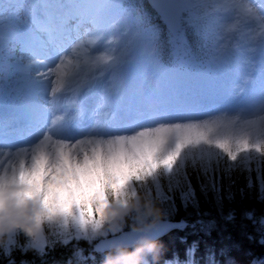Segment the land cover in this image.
Listing matches in <instances>:
<instances>
[{"label":"snow or ice","instance_id":"1","mask_svg":"<svg viewBox=\"0 0 264 264\" xmlns=\"http://www.w3.org/2000/svg\"><path fill=\"white\" fill-rule=\"evenodd\" d=\"M157 7L171 29L188 27L200 38L211 40L214 59L241 50V45L233 44L238 25L264 22V0L259 5L251 0L218 4L203 13L201 10L209 8L204 0H162ZM21 8L25 9L26 19L19 15ZM34 24L41 33L38 37ZM261 32L264 33V23ZM35 39L40 41L38 50L32 44ZM152 39V34L141 31L139 21L127 14L116 0H40L39 3L28 0L26 6L15 0H0V46L23 44L33 56L43 57L37 62L44 69L28 84L38 98L30 111L31 132L37 138L31 145L30 159H20L18 164L0 161V214L21 209L24 204L21 192H26L27 200L42 213L46 211V202L59 201V207L63 208L46 217H37L35 240L29 244L20 239L17 243L10 237L8 249L0 250L5 264H16L14 251L25 254L32 251L41 264H48L45 258L57 243L67 247L73 240L77 244L83 240L89 245L99 241L94 251L104 253L119 243L132 244L141 235L158 239L184 225L160 220L147 232H137L133 225L151 218V206H147V211L142 206L137 185L146 186L151 181L156 194L161 195L162 175H172L182 168L188 150L198 146L218 149L233 162L241 153L254 151L264 155V116L241 120L240 116L213 115L223 112L225 107L229 111L237 108L243 111L250 98H258L264 111V55L258 84L252 86L248 96L217 108L202 106L193 110L158 88L138 83L135 77L124 83L122 77L132 67L136 54ZM87 45H98L103 51L91 60L95 74H89L74 89L72 81L77 73L69 69L78 70L89 63L77 51ZM260 49L264 54V41ZM105 76L110 78L111 87L96 104L97 122L90 127L81 124L82 138H75L77 130L68 125L84 109L78 110L74 117L66 113L57 115V100L73 93L79 97L87 88L84 94L95 103V96L89 94ZM201 116L209 118L200 119ZM9 136L0 119V155H5V147L9 148L8 157L13 155V149L17 156L29 154L28 147L8 143ZM195 165L193 160L194 168ZM258 179L264 190V178ZM132 201L135 208L126 215L113 210V205L127 209ZM53 215L60 216L66 225L71 221L74 231L65 228L55 233L53 240L46 238L40 224ZM248 216L251 219V213ZM260 243L264 246V239ZM82 254V250L75 252L76 256ZM20 264L29 261L21 260ZM175 264H179L178 259ZM252 264L258 262L254 260Z\"/></svg>","mask_w":264,"mask_h":264},{"label":"trees","instance_id":"2","mask_svg":"<svg viewBox=\"0 0 264 264\" xmlns=\"http://www.w3.org/2000/svg\"><path fill=\"white\" fill-rule=\"evenodd\" d=\"M258 177L264 178V155L260 153H241L233 162L218 149L203 157L188 150L182 168L162 175L161 195L156 194L151 181L146 186L137 185L146 211L150 205L162 218L187 222L182 230H172L157 239L158 255L154 258L149 254L148 264H159L162 257L188 264H252L254 260L264 264V246L260 243L264 239V190ZM19 239L24 241L23 236ZM78 250H82L81 256L75 255ZM104 255L95 252L93 244L73 240L67 247L57 243L45 259L48 264H103ZM13 258L16 264L21 260L41 264L32 251H14ZM0 264H5L2 254Z\"/></svg>","mask_w":264,"mask_h":264},{"label":"clouds","instance_id":"3","mask_svg":"<svg viewBox=\"0 0 264 264\" xmlns=\"http://www.w3.org/2000/svg\"><path fill=\"white\" fill-rule=\"evenodd\" d=\"M21 200L24 201L21 209L13 210L8 214H0V250H7L9 239L19 242L21 236L24 237L25 244L35 240L33 235L34 226L38 216H47L50 213H56L63 208L59 207V201L47 203L46 211L42 213L38 206H34L27 200L26 192H21ZM135 208V202L129 203L127 209L118 208L113 205V210L118 214L126 215ZM150 219H144L143 222H138L133 225L137 232H147L160 222V213L158 210L150 209ZM41 229L44 230V236L48 238L55 233L64 231H74V227L69 221L67 225L64 220L58 216L53 215L51 219L44 218L40 224ZM159 248L157 240L150 235H141L132 244L119 243L112 249L105 252L103 264H148L147 256L152 254L155 258L158 255Z\"/></svg>","mask_w":264,"mask_h":264},{"label":"bare ground","instance_id":"4","mask_svg":"<svg viewBox=\"0 0 264 264\" xmlns=\"http://www.w3.org/2000/svg\"><path fill=\"white\" fill-rule=\"evenodd\" d=\"M251 2H252V4L256 3L255 0H251ZM262 23H264V22L257 21V24H259V27H260V28H258V29H260V31L258 32V35L261 38L260 41H264V33L261 32V24ZM250 25L252 27L253 24H251V22H249L247 24L242 23V24L238 25L237 39L235 41H233V44L238 43L239 45H241V50L243 48H247L249 46V44L251 46L252 41L249 40V36H253V31L250 28ZM234 59H235V56H234ZM145 82H147V80H143L141 83H145ZM147 84H148V82H147ZM147 84H146V86H147ZM182 99H183L182 101L184 103L190 104L192 96H190V95L184 96V97H182ZM31 145L32 144H30L29 146H24V147L29 148V154L28 155L21 154V155L17 156L15 154V149H13V155L11 157L7 156V153L9 152V148L5 147L3 149L5 155H0V161L7 162L8 160H10L12 163L18 164V161L20 159H30ZM21 147H23V146H21ZM0 171H2V169H0Z\"/></svg>","mask_w":264,"mask_h":264},{"label":"rangeland","instance_id":"5","mask_svg":"<svg viewBox=\"0 0 264 264\" xmlns=\"http://www.w3.org/2000/svg\"><path fill=\"white\" fill-rule=\"evenodd\" d=\"M223 2L218 1V4H221ZM139 28L141 30L140 25H139ZM133 30L136 31V28H134ZM183 31H184V27H182L180 30L177 31V34L179 35L180 38L177 40V43L171 44V47L174 48V53H172V56H174V55L176 56L175 59L177 60V64H179L181 61H183V63H185L186 61L192 59L191 58L192 56H190V53L187 50H184V47L186 46L187 40L185 38V34L183 33ZM145 43L149 47V53H150L152 47L150 46L148 41H146ZM149 53L144 52L143 54L145 57H148V64L150 65L151 57H150ZM143 60H144L143 56H136L134 58L133 64L140 65V64H142ZM188 67L190 70L191 69L190 65H188ZM259 114L260 113L254 114L252 117L257 119L259 117ZM230 117H234V116H230ZM240 118H241V120H246V118H244V117H240ZM213 149L214 148L209 149L207 146H203V147L198 146V147L191 149V150H193V152L196 153L194 155L199 154V156H202L201 154H203L205 156V155H208L210 151H213Z\"/></svg>","mask_w":264,"mask_h":264},{"label":"water","instance_id":"6","mask_svg":"<svg viewBox=\"0 0 264 264\" xmlns=\"http://www.w3.org/2000/svg\"><path fill=\"white\" fill-rule=\"evenodd\" d=\"M149 1L151 2L152 5H154L156 7V9H158L157 5L162 2V0H149ZM158 11H159V9H158ZM160 220L161 221H167V222H170V223H183V225H185V221L184 220H182V222H177V221L171 220V219L170 220H166V219H163V218H160ZM109 238H111V237H109Z\"/></svg>","mask_w":264,"mask_h":264}]
</instances>
